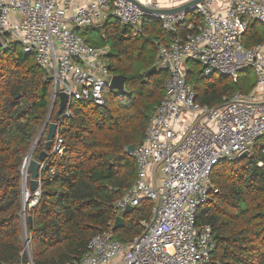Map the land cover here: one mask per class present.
<instances>
[{"label": "trees", "instance_id": "16d2710c", "mask_svg": "<svg viewBox=\"0 0 264 264\" xmlns=\"http://www.w3.org/2000/svg\"><path fill=\"white\" fill-rule=\"evenodd\" d=\"M79 34L94 47H109L108 69L125 77L124 89L104 88L103 106L72 101L69 116L58 114L55 104L48 123L57 125L64 150L48 151L37 202L28 209L30 193L26 203L28 251L21 235L22 167L26 157L36 160L44 151L46 131L33 152L32 145L48 117L51 79L18 46L0 52V264H71L97 235L111 231L113 239L127 244L153 219V203L141 200L123 227L112 229L114 205L136 178V163L126 149L143 141L168 77L162 69L146 73L155 65L159 45L172 35L155 19H147L136 36L116 20ZM241 42L246 50L264 43L260 23L250 22ZM186 82L196 102L208 108L220 107L237 92L249 94L256 84L250 69L233 83L218 74L203 77L196 62L188 63ZM263 151L264 135L249 156L222 160L211 171L216 193L196 212L197 226H209L215 243L211 264H264Z\"/></svg>", "mask_w": 264, "mask_h": 264}, {"label": "built area", "instance_id": "2783aa9c", "mask_svg": "<svg viewBox=\"0 0 264 264\" xmlns=\"http://www.w3.org/2000/svg\"><path fill=\"white\" fill-rule=\"evenodd\" d=\"M194 1L0 0V52L18 46L32 55L51 79L50 102L57 106L59 93L71 102L103 106V90L112 79L109 47L88 44L80 31L116 20L136 36L147 19H155L172 35L159 45L154 65L169 64L162 100L143 141L130 153L135 181L114 205L117 217L126 207L149 200L153 219L142 223V234L127 244L113 239L111 231L97 235L71 264H211L215 243L210 227L196 224L197 209L216 193L209 183L211 171L222 160L249 156L264 135V43L246 50L241 42L250 22L264 30V0H204L174 14L141 9H173ZM189 62L201 66L203 77L218 74L233 83L250 69L255 87L249 94L223 98L220 107L201 106L186 82ZM63 113L69 116V108ZM62 144L55 136L52 152L61 154ZM28 158L23 160V181ZM38 195L39 189L28 207Z\"/></svg>", "mask_w": 264, "mask_h": 264}, {"label": "water", "instance_id": "95a60500", "mask_svg": "<svg viewBox=\"0 0 264 264\" xmlns=\"http://www.w3.org/2000/svg\"><path fill=\"white\" fill-rule=\"evenodd\" d=\"M204 0H196L192 3H187L181 7H177V8H173V9H166V10H148L146 8H142L141 9L145 12V13H154V14H174L183 10L188 9L189 7L201 2ZM100 27L97 28V30H99ZM78 31L76 28L72 29V32H76ZM158 69H162L165 71L169 70V64L165 63L163 65H161L160 67H152L147 73L146 76L152 74L153 72H156ZM124 81H125V77L124 76H118V75H114L112 76V79L109 83V89L113 90V91H122L124 89ZM57 100H58V106H57V112L58 114H62L65 109H68L70 107L71 104V100L69 99V97L63 93H59L57 95ZM54 101L51 102L50 104V109H49V113H48V117L38 135V137L36 138V140L33 142L32 145V152L35 149L39 139L43 136L44 132L46 131L45 134V142H44V151H42L38 158L36 160L31 159L30 157L28 158V162H27V169H26V173H25V177H24V181L22 179V191L24 193V186H26V184H28L27 187V193H35L38 190V185H39V175L41 172V166L43 164L44 159L47 156L48 151L51 149L53 140L56 136V132H57V125L55 123H48L49 120V116L52 113L53 109H54ZM132 146H128L126 149L127 153H131L132 152ZM247 157V153H244L240 156V158H245ZM26 180V182H25ZM29 198V197H28ZM27 198V200H28ZM27 203V202H26ZM26 203L23 202V209L26 207ZM133 210V207H126L125 210L121 213L120 216H117L113 222L112 225V229H119L121 227H123L124 225V217L130 213ZM24 212V211H23ZM22 212V214H24ZM27 222L30 223L31 222V217L27 216ZM29 241V240H28Z\"/></svg>", "mask_w": 264, "mask_h": 264}, {"label": "rangeland", "instance_id": "374dc122", "mask_svg": "<svg viewBox=\"0 0 264 264\" xmlns=\"http://www.w3.org/2000/svg\"><path fill=\"white\" fill-rule=\"evenodd\" d=\"M158 2L159 3H164L165 0H158ZM85 30H87V29H84L83 31H85ZM80 32H82V31H80ZM50 104H51V102H50ZM49 109H50V106H49ZM24 190H25L24 193L22 191V198H23L22 200H23L24 203H26V202H29V200H26L25 201L24 195L26 194L27 195V198H28L30 193L29 194L27 193V190H26L25 186H24ZM29 208L30 207H28V209ZM23 211H24L23 212L24 214L21 215V235H22V239H23V243H24V246H23L24 247V250L25 251H28L29 250V245L26 246V243L28 241L27 232H26V224H27V215L28 214L25 212V208L23 209Z\"/></svg>", "mask_w": 264, "mask_h": 264}, {"label": "bare ground", "instance_id": "6f19581e", "mask_svg": "<svg viewBox=\"0 0 264 264\" xmlns=\"http://www.w3.org/2000/svg\"><path fill=\"white\" fill-rule=\"evenodd\" d=\"M24 197H25V201L27 200V196H26V194L24 195Z\"/></svg>", "mask_w": 264, "mask_h": 264}, {"label": "crops", "instance_id": "0c3cea01", "mask_svg": "<svg viewBox=\"0 0 264 264\" xmlns=\"http://www.w3.org/2000/svg\"><path fill=\"white\" fill-rule=\"evenodd\" d=\"M260 25H261V24H260ZM261 28L263 29L262 25H261ZM27 187H28V186H25L26 190H27Z\"/></svg>", "mask_w": 264, "mask_h": 264}]
</instances>
